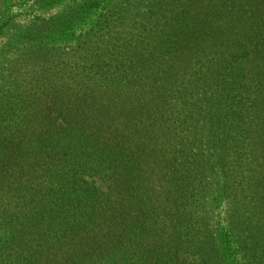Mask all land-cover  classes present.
I'll return each mask as SVG.
<instances>
[{
    "label": "trees",
    "instance_id": "obj_1",
    "mask_svg": "<svg viewBox=\"0 0 264 264\" xmlns=\"http://www.w3.org/2000/svg\"><path fill=\"white\" fill-rule=\"evenodd\" d=\"M128 1L0 0V79L21 51L50 62ZM182 1V12L150 6L158 24L104 47L97 107L60 78L45 98L0 103V187L7 178L20 200L0 207V264H264V226L241 208L264 192V0ZM70 93L88 103L81 118L60 101ZM237 136L253 143L249 197L233 196L225 169ZM172 173L176 190L154 189L153 174ZM183 181L204 185L214 222L199 208L187 228L171 212Z\"/></svg>",
    "mask_w": 264,
    "mask_h": 264
},
{
    "label": "rangeland",
    "instance_id": "obj_2",
    "mask_svg": "<svg viewBox=\"0 0 264 264\" xmlns=\"http://www.w3.org/2000/svg\"><path fill=\"white\" fill-rule=\"evenodd\" d=\"M116 2L119 5H124L122 0H116ZM181 2L183 1L131 0L125 4L126 7L122 8L121 11L114 8H112V10H106L101 19L102 21H100V25L96 27L88 37L75 44L65 45V53L63 54L59 53V51H55V55H52V57H50V55L47 56L48 60H51L47 63L46 61H42L41 54H38V50L34 53L30 51L26 53L25 51H21L22 56L18 58L19 60L9 64V69L2 74V78L0 79V103L17 99L20 96H25L27 100L35 97L45 98L47 93L50 92V88L47 86L49 85V81H54V84H56L55 82L60 78L61 82L65 79L72 84V89L76 88V84H83L84 86L81 94H85L88 102L92 101L93 107H95L96 104L97 107L98 104L100 105V86H102L100 78H102V76H107V74L102 73V68H100V53L103 52L104 47H108V49L105 48V50H107V54L110 56L111 50L109 49L113 47L112 42L119 47L123 46L129 43L133 36L136 37L139 35L141 30L153 27L158 22L157 19L160 17L161 9L153 14H149L147 8L150 6L157 5V7H161L163 11L164 9L168 11L175 8L176 11L179 10L182 12L183 6L178 7ZM61 9V7L53 9L49 16H56L58 12H61ZM44 15H46V13ZM164 22V18L159 20V24L164 25ZM29 24L30 20L26 18L22 19L19 23V25L24 26ZM105 59L108 64L109 59ZM101 66L103 69H107V66L104 64ZM112 68L115 69L114 67ZM37 82L39 85H34ZM76 97L77 96L70 93L69 95H65L63 99H60V101L66 109H75L73 112L74 116L72 117L77 116V118H81L82 109H86L88 103ZM45 100H47V98ZM31 108L33 107L31 106ZM19 119L20 117L16 115L13 118V122ZM8 122L6 114L0 116L1 124H8ZM0 131L3 133L1 127ZM235 143V145L230 146L229 155L226 159L227 165L225 169L227 171V178L230 181L234 177H238V182L232 185L231 191L239 193L233 196L249 197L252 193L249 189H244L247 187V182L251 181L253 177V174H250L248 170L253 143L249 139L240 136H237V142ZM175 144L178 149L184 148L183 156L189 155L191 149L189 140H184L181 135L176 138L174 145ZM199 152L197 147H195V153L198 154ZM192 157L194 158V155ZM16 169L17 168H15V170ZM13 172L14 170L7 174ZM159 176H154L153 174L155 181H153L152 184L155 190L158 192L176 190V180L173 173L171 177L167 178L165 181L159 180ZM6 185L7 178L0 187L1 208H4L10 201H18L13 192L4 191L8 189ZM201 185L199 186L196 183L192 186H188L183 181L181 186L182 193L184 190H189L190 192L189 194L183 193L185 196L183 202L180 200L179 204L170 207L171 212L182 211L181 221L187 228L192 225L198 226L199 224L196 225L195 221L204 217L201 212H198L199 208L202 209V212L207 211V215L212 219V222H214V216L216 215L215 207L205 196L206 189L201 187ZM259 194H261V196H257V198L250 200L251 202H248L249 200L246 199L245 201L247 202L244 201L245 203L241 208L242 212L246 214L244 216L253 217L255 214L253 221H256L258 225L262 224L261 226H264V192ZM245 197L243 199H245ZM258 210L263 216L258 215ZM188 211L189 213H187ZM1 217L2 215L0 214V218ZM162 219H164L163 216ZM234 230L237 236L244 237L246 234L237 225L234 226ZM259 231H261V228L253 232V237H256V239L258 237V239L262 241L263 235H260ZM257 247L258 255H260L262 249H260L259 244H257ZM249 258L250 256L247 255L245 259L248 260Z\"/></svg>",
    "mask_w": 264,
    "mask_h": 264
}]
</instances>
